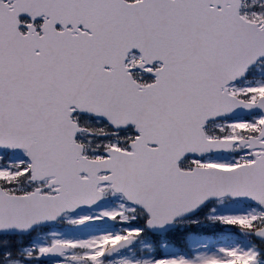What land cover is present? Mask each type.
I'll use <instances>...</instances> for the list:
<instances>
[{
  "label": "snow or ice",
  "instance_id": "snow-or-ice-1",
  "mask_svg": "<svg viewBox=\"0 0 264 264\" xmlns=\"http://www.w3.org/2000/svg\"><path fill=\"white\" fill-rule=\"evenodd\" d=\"M261 65L264 0H0V264H264ZM206 204L211 247L125 254Z\"/></svg>",
  "mask_w": 264,
  "mask_h": 264
},
{
  "label": "rangeland",
  "instance_id": "rangeland-1",
  "mask_svg": "<svg viewBox=\"0 0 264 264\" xmlns=\"http://www.w3.org/2000/svg\"><path fill=\"white\" fill-rule=\"evenodd\" d=\"M260 71H264V65L259 66ZM113 202L112 198L102 201L100 204L96 205L95 207H104L107 206L109 204H111ZM214 203V202H213ZM212 207L216 208L217 213H243V212H247L250 210L251 206L249 205H244L240 202H231L229 200H222L219 202H215ZM208 206L205 208L204 211L201 212V214L192 217V218H188V219H184V220H179L177 221V224L179 227L183 228V227H188L192 224V227L194 228V232H188L186 235V238L188 240V247H189V253H183L185 255H192L194 251H196L197 249H195L194 247H192V245H195L197 247H200L201 249L203 248V246L207 245L208 247L212 246L211 241L207 240V239H203V238H199L196 239L195 237L199 236V237H207L210 236V233L207 234V230L214 228L215 226H218L220 229L221 226L218 224H214L212 221H210L208 219ZM92 211L91 209L85 210L84 212H90ZM67 222L64 219H61V223H60V227L61 228H66L67 226ZM69 229H73L75 232L72 233L71 230H61V229H57V228H51L50 230H45V231H37L34 233L33 236H35L37 233L39 234V239H38V243H42L43 240L48 239V234L51 231H56L61 233L64 236H76V235H81L83 230L80 229H75L72 228L70 225ZM67 226V227H68ZM193 237L192 239H189V237ZM145 238H147V232L145 230V235L141 238V241L139 244H137L136 246H133L132 248H130L125 254L129 255V256H137V255H143V254H148L149 250L152 249L153 247H151L150 245L154 242V240L151 241H147L145 240ZM5 239H8L6 237H0V247L3 244V241ZM164 240V239H163ZM157 241V243H159L161 240L157 239L155 240ZM28 242V241H27ZM109 243V242H108ZM191 248V249H190ZM155 253L156 254H175L176 252H179V250L173 245L170 244L169 242H161L158 246V249H155ZM181 253V252H180ZM36 264H39L38 262H36ZM48 264H52V262L48 263Z\"/></svg>",
  "mask_w": 264,
  "mask_h": 264
},
{
  "label": "trees",
  "instance_id": "trees-1",
  "mask_svg": "<svg viewBox=\"0 0 264 264\" xmlns=\"http://www.w3.org/2000/svg\"><path fill=\"white\" fill-rule=\"evenodd\" d=\"M214 228H219L218 226H215ZM220 229V228H219ZM194 228L192 227V224L188 227H178L172 230L171 232L167 233L165 236L166 241L176 245L177 247L183 249L186 252H189L188 247V240L186 238V235L188 232H194ZM210 233L214 235L215 233H211V230L209 229L207 234ZM152 238H154L153 235H150ZM4 245H2L3 247Z\"/></svg>",
  "mask_w": 264,
  "mask_h": 264
},
{
  "label": "water",
  "instance_id": "water-1",
  "mask_svg": "<svg viewBox=\"0 0 264 264\" xmlns=\"http://www.w3.org/2000/svg\"><path fill=\"white\" fill-rule=\"evenodd\" d=\"M241 115H246V114H242V113H235L234 114V116L233 117H240ZM248 202H250V201H248ZM196 213V212H195ZM194 214V213H193ZM174 226V221L172 222V223H170V224H168L165 228H163V229H159V230H155V231H153V230H150V231H152V232H156V233H163V232H165L166 230H169L170 228H172ZM48 259H54V258H51V257H49Z\"/></svg>",
  "mask_w": 264,
  "mask_h": 264
},
{
  "label": "flooded vegetation",
  "instance_id": "flooded-vegetation-1",
  "mask_svg": "<svg viewBox=\"0 0 264 264\" xmlns=\"http://www.w3.org/2000/svg\"><path fill=\"white\" fill-rule=\"evenodd\" d=\"M31 239H32V237H31Z\"/></svg>",
  "mask_w": 264,
  "mask_h": 264
}]
</instances>
